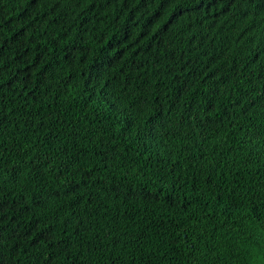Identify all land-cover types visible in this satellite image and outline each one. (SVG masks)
Masks as SVG:
<instances>
[{
  "label": "trees",
  "instance_id": "obj_1",
  "mask_svg": "<svg viewBox=\"0 0 264 264\" xmlns=\"http://www.w3.org/2000/svg\"><path fill=\"white\" fill-rule=\"evenodd\" d=\"M0 264H264V0H0Z\"/></svg>",
  "mask_w": 264,
  "mask_h": 264
}]
</instances>
